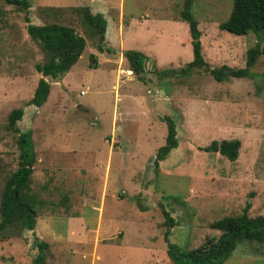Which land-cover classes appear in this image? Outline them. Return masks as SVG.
<instances>
[{
    "label": "rangeland",
    "instance_id": "rangeland-1",
    "mask_svg": "<svg viewBox=\"0 0 264 264\" xmlns=\"http://www.w3.org/2000/svg\"><path fill=\"white\" fill-rule=\"evenodd\" d=\"M115 1L116 12L107 13L109 32L116 28L117 13L123 22L133 17L132 26L123 30L126 36L131 32L133 41L122 48L151 56L143 81L116 61L118 80L128 77L117 88L103 56L92 67L96 62L89 52H94L97 37L88 36L80 8L96 13L94 0H29L28 22L22 8L0 0V196L18 166V134L8 125V115L22 107L16 127L32 131L30 194L37 211L33 230L20 231L16 225L1 233L0 264H31L37 252L34 236L49 243L46 264H174L167 254L166 230L169 241L187 252L217 238L221 230L212 228V222L241 213L246 203L249 216H264V55L246 77L216 81L205 68L196 67L186 75L159 76L157 72L183 68L193 58L189 27L179 19L184 0ZM231 6L232 0H193L201 53L210 68H244L247 50L256 43L264 47V31L235 35L219 27ZM143 18L146 24L140 27L136 22ZM28 23L68 25L86 41L70 69L71 84L61 87L63 76L45 77L50 92L39 107L27 102L42 76L35 64L44 55L27 33ZM111 43L118 49V38ZM77 102L91 105L94 112ZM165 117L175 123L177 146L156 160L165 144ZM234 139L240 142L235 160L201 149L212 140ZM109 141L117 149L107 162ZM107 163L102 220L106 226L113 223L107 226L113 238L100 242L93 253L99 195L88 194L94 199V207L85 208L83 215L92 230L89 237L84 229L82 238L74 234L68 239L65 186L88 182L86 188L97 192ZM162 209L173 226L165 225ZM224 264H264V244L241 242Z\"/></svg>",
    "mask_w": 264,
    "mask_h": 264
},
{
    "label": "trees",
    "instance_id": "trees-1",
    "mask_svg": "<svg viewBox=\"0 0 264 264\" xmlns=\"http://www.w3.org/2000/svg\"><path fill=\"white\" fill-rule=\"evenodd\" d=\"M6 3L22 8L28 22L30 2L29 0H4ZM193 0H184L180 11V20L187 23L191 36L193 58L185 67L174 70H161L159 76L186 75L191 68H205L216 81H223L229 76L236 78L249 75V69L255 64L259 56L264 55V47L256 43L246 52V64L244 68H232L222 65L218 68H210L201 53L200 30L198 22L192 14ZM81 18L87 27L89 37L96 35L97 42L94 47L99 51L104 47V34L107 21L102 13H92L88 6L80 8ZM219 27L235 35H245L250 32L260 35L264 31V0H232V6L227 19L220 23ZM28 35L40 46L43 51L44 61L35 64V70L42 76L38 79L32 97L28 105L41 106L50 92V82L45 77L59 78L69 71L71 66L82 54L86 41L85 38L68 25L59 23L33 24L26 26ZM122 55L128 63V69L139 80H145L144 70L148 56L137 49H125ZM90 58L95 61L92 54ZM94 67V66H92ZM22 107L15 108L8 115V125L18 134L17 144L19 149L18 166L8 176L0 196V235L9 226L19 225V230H33L36 224V205L30 194V176L35 163V152L32 141L31 129L20 131L16 122L22 118ZM167 131L165 144L158 148L155 159L161 160L168 152L177 146L176 126L173 120L165 117ZM240 142L234 140H212L209 145L202 147L204 151L219 152L229 160H235L238 155ZM156 165V162H155ZM250 203H246L243 211L237 215L224 216L214 222L211 227L221 230L217 238H208L200 246L187 252L181 251L168 239V231L164 233L167 242V254L174 264H224L225 259L241 242H257L264 244V216H249ZM163 210V209H162ZM165 225L173 226L174 221L170 214L163 210ZM34 245L37 250L31 264H46V253L49 247L47 241L34 236Z\"/></svg>",
    "mask_w": 264,
    "mask_h": 264
},
{
    "label": "crops",
    "instance_id": "crops-1",
    "mask_svg": "<svg viewBox=\"0 0 264 264\" xmlns=\"http://www.w3.org/2000/svg\"><path fill=\"white\" fill-rule=\"evenodd\" d=\"M94 2H95V6L97 7L96 12L102 13L103 16L105 17L106 21H107L105 34H104V42H103L104 47L105 48L109 47L113 51L108 52L106 49H104L103 51H99L95 47L94 52L90 51L89 53L94 54L93 57L95 59V62L97 61V56H99V55L103 56L102 62L104 64L105 69L107 71L112 70V72H114V74H115L113 86L115 88H117V86L120 85L121 82L125 81L126 78H128V77H126V78L121 79L120 81L118 80L119 76H120V75H118L119 69L118 68L116 69L115 63H116V61H123V63H125V66H128L126 59L122 55V51L125 50L126 48H122V47L126 46V44L129 43L130 41H133L131 38L133 35L131 34V32H128V34L126 36L125 33L123 32V30L126 27L128 28L129 26H132L134 18L129 17L126 20V22H123L121 20V17L120 16L118 17V13H117L116 18L114 19L117 22L112 19L115 22L114 25H116V28L113 26L109 32V29H108L109 25H108V19H107L108 14L107 13L110 11L116 12V9H117L116 8V1L115 0H94ZM125 23H127V25ZM136 23H138L139 26L141 27V26L146 24V19L143 18L142 20H139V22H136ZM117 38L119 39L118 49L115 46H113V44L111 43V40L115 41ZM180 43H181V41L178 42V44H180ZM118 54H120V57H119L120 59L116 58V57H118ZM147 56L151 57L150 55H147ZM118 64L120 66H122V62H118ZM93 66L96 67L97 62ZM95 67H93V68H95ZM70 69L67 73H65L63 75V81H62V83H60L61 87H63V85H66V87H68L71 84L72 77L70 76ZM125 70L128 71V68L124 69V71ZM82 91H84V90H82ZM80 93H81V91H80ZM76 105H83V107L86 110H88V113L94 112L92 106L89 104L77 102ZM113 119H114L113 120V124H114V121L116 122V119L115 118H113ZM110 142L111 141L108 142V161L107 162H109L111 160V158L115 152V149H117L115 147V145H111ZM37 161H39V158H37ZM97 167H98V164H97ZM109 175H110V170H109V165L107 163L105 165V168H104V174L99 175V179H97L98 183L96 185L99 186V189L97 192H93V191L88 190L86 188V187H88V182L87 183L82 182V184H78V183H74L73 181L69 180L70 182L68 184H66V186H65L66 192L64 195V199L66 200V205L64 208H66V214L64 215V217L67 218V226L68 227L66 228V235L68 236V239L70 238L71 235H74V234H76L82 238V236L84 235V232H83L84 229L87 231V236L89 237L88 233H89L90 229L87 228V225H85L83 215L85 214L84 213L85 208H88V207L93 208L94 207V203H93L94 199H92V198L90 199V197H92V196L96 197L97 196L96 193L99 195V206H98V212H97V221H96V224H95V227L93 230L94 235L92 238V248H93L92 252L93 253H94V251L97 250V245L100 242H104L107 240L109 241V240H112V238H113V237L109 238V231L107 228V226H111L113 223L108 224L106 226V223H104L102 220L103 209L105 210V198L107 197V192H108V187H109ZM89 193L91 194L90 197H88ZM111 217H112L111 213L108 212V218L111 219ZM108 218H107V221H108ZM109 222H110V220H109ZM75 225H76V227H75ZM90 232H92V230H90ZM114 233H116L117 235H120V234H123V231H121L120 229H115ZM112 236H114V235L112 234ZM78 243H81V241ZM121 249L124 250V246L121 245Z\"/></svg>",
    "mask_w": 264,
    "mask_h": 264
},
{
    "label": "bare ground",
    "instance_id": "bare-ground-1",
    "mask_svg": "<svg viewBox=\"0 0 264 264\" xmlns=\"http://www.w3.org/2000/svg\"><path fill=\"white\" fill-rule=\"evenodd\" d=\"M131 73V71H129V74Z\"/></svg>",
    "mask_w": 264,
    "mask_h": 264
}]
</instances>
